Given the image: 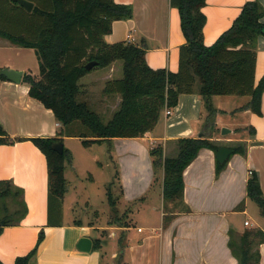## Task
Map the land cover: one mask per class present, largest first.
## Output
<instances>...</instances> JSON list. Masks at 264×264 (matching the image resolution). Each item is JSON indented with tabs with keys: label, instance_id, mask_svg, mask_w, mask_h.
<instances>
[{
	"label": "crops",
	"instance_id": "obj_1",
	"mask_svg": "<svg viewBox=\"0 0 264 264\" xmlns=\"http://www.w3.org/2000/svg\"><path fill=\"white\" fill-rule=\"evenodd\" d=\"M115 1L132 5L134 14L129 19L115 20L107 40H144L151 67L177 71L180 46L186 42L178 8L172 6L170 0ZM246 1L207 0L202 8L207 17L203 29L206 45L213 44L233 24ZM258 1L264 5V0ZM11 45H16L13 50L18 52L32 49L19 46L5 37L0 38V50ZM255 51L256 86L264 77L263 35L258 36ZM19 69L24 70V74L29 71L24 65ZM120 75L86 74L80 80L82 87L79 94L84 87L90 93L96 91L99 103L112 112L108 120L119 108L121 94L106 92L105 87L108 81ZM199 87L200 82L197 81L193 92L181 93L178 104L171 107L172 114L165 112L161 115L156 126L144 136L115 137L101 145H93L110 150L109 156L115 160L119 178V201L126 207L118 215L117 223L104 225L77 217L66 219L69 208L76 201L74 197L78 199L83 195L71 193L68 185L60 210L54 205L49 206L47 158L28 138L55 137L63 124L51 109L29 95V84L23 80L21 83L0 80V124L11 138H23L15 143L0 145V180L11 179L23 188V198L28 207L18 224L3 227L0 260L4 264H15L18 256L28 254L38 244L43 232L44 238L32 258L33 264H238L229 246L231 230L236 232V238L245 229L259 228L264 231V215L247 194V181L252 172L259 174L264 193V91L261 114L244 107L252 98L250 95L213 96L217 111L214 116L216 129L211 140L221 146L240 148L242 152L230 155L226 166L218 173L216 152L203 148L183 173V200L189 210L169 212L165 209L163 198L164 171L154 166L151 150L161 146L164 157H176L179 138H196L206 134L207 113ZM89 92L86 96L90 95ZM242 97L245 100L238 106L237 101ZM82 100L92 106L90 98ZM96 111L100 113L97 106ZM223 127L231 131L222 134ZM62 138L65 146L69 136L62 135ZM71 154L73 159V152ZM109 166L110 163H107V168ZM73 169L77 170L75 166ZM106 181L103 182L104 189L110 187L113 191V184L107 186ZM135 202L137 212L133 209ZM7 203L15 206H9L11 212L17 209L12 196L7 198ZM241 203L243 207L238 208ZM125 210L129 214L121 219ZM134 217H139L143 224ZM246 220L249 225L245 224ZM82 236L93 240L90 252L78 249L77 242ZM95 240L101 242L97 249L94 248ZM258 248L259 264H264V242Z\"/></svg>",
	"mask_w": 264,
	"mask_h": 264
},
{
	"label": "trees",
	"instance_id": "obj_2",
	"mask_svg": "<svg viewBox=\"0 0 264 264\" xmlns=\"http://www.w3.org/2000/svg\"><path fill=\"white\" fill-rule=\"evenodd\" d=\"M30 1L35 5L29 12L15 0H0V36L35 50L39 71H29L23 76V82L30 86L29 95L51 109L63 125L81 121L89 133L80 135L86 147L101 145L115 137L144 136L156 126L163 109L175 107L180 94L193 92L196 82H200L199 93L207 113L206 134L196 138H179L176 157H164L161 146L151 150L154 166L164 171L166 211L189 210L183 200V173L203 148L216 152L221 146L211 140L216 129L214 116L217 111L213 96L250 95L252 98L244 107L257 114L262 113L264 77L255 86L254 76L256 41L258 36H264V5L258 0L246 1L233 24L213 44L206 45L203 29L207 17L202 8L207 0H170L171 5L179 10L181 29L186 38L180 46L178 70L174 72L149 65L144 40H107L115 20L133 17L134 9L130 4L115 0ZM93 60L100 67L109 66L117 60L123 62L122 78L108 81L105 87L106 92L121 94L119 108L108 121H104L87 101L78 99L82 87L80 80L91 71L86 64ZM5 79L4 75L0 76V80ZM62 135L60 131L55 137L28 138L47 158L49 206L54 205L59 210L68 185L65 161L70 162L72 158L68 148H64L63 154L53 148L55 141L63 140ZM17 140L23 138H11L0 124V145ZM237 152H242V149L234 148L231 155ZM227 162L217 160L218 173ZM23 194L24 189L11 179L0 180V234L4 226L18 224L26 215L28 207ZM247 194L264 215V193L257 172H252L247 181ZM11 196L17 204L14 212L10 211L7 203V198ZM108 196L116 205L110 187ZM243 205L241 203L238 208ZM235 233L231 230L229 246L238 264H259L258 247L264 242V231L259 228L245 229L237 233L239 238ZM43 238L44 233L41 232L38 244ZM38 244L28 254L18 256L15 264H33ZM100 244L99 240H95L94 248L97 249ZM0 264L4 263L0 260Z\"/></svg>",
	"mask_w": 264,
	"mask_h": 264
},
{
	"label": "rangeland",
	"instance_id": "obj_3",
	"mask_svg": "<svg viewBox=\"0 0 264 264\" xmlns=\"http://www.w3.org/2000/svg\"><path fill=\"white\" fill-rule=\"evenodd\" d=\"M14 47L17 46L11 45V47L2 48V50H0V66L5 67V65L8 64L6 67L19 69V67H23L24 65L29 71L32 70V72H38L39 59L35 50L32 48L29 51L18 52L13 50ZM9 65H13V67ZM118 68H120V70ZM92 69L87 74H121L118 78H122L123 76V62L120 60L118 63L115 62L111 68H107V66H96L93 70ZM82 91L81 95L78 94V99L82 100L84 98H90L91 107L96 110L97 106L103 120L108 121V117L110 114L112 115V112L99 103V94L96 91L90 93L89 89L86 90L85 87ZM97 91L99 90L97 89ZM87 92L90 93L89 96H86ZM244 100L245 97L239 99L237 105H242ZM164 113L165 109L162 110L161 115L163 116ZM61 132L63 135L69 136L64 147L70 148L69 150L74 154V158H71L70 162L68 160L65 161L70 192L87 196V198H84L83 195H80L82 197H79L78 199L77 197H74L76 201L73 203V206L69 208L66 219L69 220L77 217L78 219L82 218L84 220L97 221L104 225L117 223V220H119L118 215H120L126 207L121 205V202L119 201L121 197L118 185L119 178L116 174L115 160L112 159L113 156H109L110 150H107L105 147L97 148L96 146H84L80 139V135H89V133L88 129L81 123V121H75L67 126L63 125L61 127ZM107 163H110L108 168ZM74 166L77 168L76 171L73 169ZM106 168L109 169V171ZM104 180H107V186L113 184L114 190L112 191V198L115 199L116 205L112 204L108 196V190L104 189ZM8 204L9 206L11 205L10 203ZM11 207L15 206L11 205ZM133 209L137 212L136 202L133 204ZM126 214H129V211L127 212L125 210L120 218L125 219ZM134 219L140 223L142 222L139 217H134ZM111 243H114V241H111ZM105 248H107V246Z\"/></svg>",
	"mask_w": 264,
	"mask_h": 264
},
{
	"label": "water",
	"instance_id": "obj_4",
	"mask_svg": "<svg viewBox=\"0 0 264 264\" xmlns=\"http://www.w3.org/2000/svg\"><path fill=\"white\" fill-rule=\"evenodd\" d=\"M19 2L21 5H23L28 11H31L34 7V2L30 0H15ZM98 64L97 61L93 60L86 64V68L88 70H91L94 66ZM4 75L7 79L15 82V83H21L24 76V70L10 68V67H4L0 69V76ZM231 131L229 128L223 127L222 128V134H226L227 132ZM202 135H200L201 137ZM53 148L58 151L59 153H64V143L62 140L55 141L53 143ZM234 149L228 146H220V148L216 151V158L220 163H225L230 155L233 153ZM77 247L79 250L84 252H90L93 247V240L88 236H82L79 238L77 242Z\"/></svg>",
	"mask_w": 264,
	"mask_h": 264
},
{
	"label": "built area",
	"instance_id": "obj_5",
	"mask_svg": "<svg viewBox=\"0 0 264 264\" xmlns=\"http://www.w3.org/2000/svg\"><path fill=\"white\" fill-rule=\"evenodd\" d=\"M165 112H166L167 115H171V114H172V108H171V107H166V108H165ZM245 224H246V225H249L250 222H249L248 220H246V221H245ZM139 230H142V228H139Z\"/></svg>",
	"mask_w": 264,
	"mask_h": 264
}]
</instances>
